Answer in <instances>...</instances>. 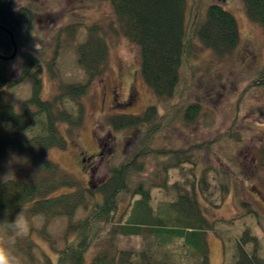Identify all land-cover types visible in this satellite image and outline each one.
I'll return each mask as SVG.
<instances>
[{"label":"trees","instance_id":"1","mask_svg":"<svg viewBox=\"0 0 264 264\" xmlns=\"http://www.w3.org/2000/svg\"><path fill=\"white\" fill-rule=\"evenodd\" d=\"M94 1L111 5L121 34L140 49L141 76L159 103L175 96L182 70H190L192 59L196 57V47L203 46L219 58H225L240 45L235 17L217 5L209 7L201 24L197 20L187 22L188 0ZM241 1L248 19L264 34V0ZM37 2L34 0L33 8L30 5L16 6L15 0H0V56L11 58L14 55L8 32L12 33L18 48L13 61L0 59V162L13 155L29 157L17 179L0 183L2 223L14 221L22 208L27 209L30 216L41 215L48 220L67 219L66 246L61 251H53L55 264H88L86 256L93 248L98 252L89 264H210L209 233H215L222 239L225 264H264L261 254L263 238L254 235L251 229L244 227L233 240V246L221 235L218 226L227 223L215 219L220 208L206 202L201 195L207 187L205 181L202 182L203 187L194 183L190 190L176 187L178 197L175 201L160 206L158 210L152 208L150 186L157 185L143 180L148 157L156 162L165 161L162 165L165 186L168 170L183 165L197 166L190 149L156 150L152 145L162 127L169 126L178 118L186 123L197 118L199 105L185 106L183 100L186 97L180 107L172 108L167 115H160L158 108L151 106L141 115H121L111 119L116 132L140 128H147V131L141 146L112 168L109 179L97 188H80L58 165L48 160L50 150L68 147L62 127L67 126L72 132L82 125V105L78 106V111L66 106L79 103L89 88L105 76L110 54L109 32L103 25H92L86 41L78 49V65L87 82L56 83L52 100L44 101L41 93L43 64L46 62L41 59H45L47 52H39L43 54L42 58L35 53L36 26L42 14L36 7ZM59 5L63 7L61 3ZM74 30V27L69 29L71 35ZM58 49L57 45L53 60L45 67L50 74L55 72ZM15 64L20 76L12 80ZM29 78L32 80L31 96L22 103V112L18 113L4 102L6 90L20 86ZM255 84L264 86V71L259 73ZM230 136L227 131L219 136L218 141ZM63 190L68 192L60 193ZM124 203L127 205L122 209ZM248 205H241L246 211L243 218L256 216L261 224L256 209ZM210 209L214 212L213 219L207 216ZM80 210L88 212V215L75 222ZM121 237L151 239L149 248L165 249V254L159 260L150 249L142 253L121 250L118 245ZM45 241L54 250L55 243L51 237H46ZM176 244L182 252L178 257L170 252ZM46 261L52 264L48 257Z\"/></svg>","mask_w":264,"mask_h":264},{"label":"rangeland","instance_id":"2","mask_svg":"<svg viewBox=\"0 0 264 264\" xmlns=\"http://www.w3.org/2000/svg\"><path fill=\"white\" fill-rule=\"evenodd\" d=\"M37 1L36 7L41 9L42 14L36 26L35 53L42 58L43 54L39 52H47L45 59H41L46 62L43 64L41 93L44 101L52 100L56 83L68 85L87 82L84 71L78 65V49L86 41L92 25H103L109 32L110 54L105 76L89 88L79 103L66 106L78 111V106L82 105V125L72 132L67 126L62 127L68 147L65 150H50L48 160L58 165L80 188H97L109 179L112 168L141 146L147 131V128H140L116 132L111 126V119L121 115H141L151 106H156L160 115H167L172 108L180 107L182 99L186 97L183 100L185 106L199 105L197 118L190 123L178 118L169 126L162 127L152 145L156 150L190 149L197 166L183 165L168 170L165 186L162 177L165 161L156 162L148 157L143 180L157 185L150 186L152 208L158 210L160 206L175 201L178 197L176 187L190 190L194 183L203 187L202 182L205 181L207 187L201 195L206 202L220 208L215 213V219L227 223L219 224L221 235L230 240L229 245L233 246V240L244 227L251 229L254 235L263 238L261 254L264 258V86L255 84L259 73L264 71V34L259 26L248 19L242 1L188 0V23L197 20L202 24L209 7L213 5L232 14L238 23L240 45L225 58H219L203 46L196 47V57L192 59L190 70H182L181 83L175 96L163 103L158 102L143 80L140 49L121 34L109 3L94 0ZM15 5L34 8V0H15ZM71 27L75 28L73 35L69 32ZM57 45L55 72L50 74L45 67L53 60ZM17 67L16 64L13 66L12 80L20 76ZM31 91L32 80L29 78L20 86L7 89L4 102L21 113L22 103L31 96ZM227 131L231 136L218 141L219 136ZM28 160L27 155H13L2 160L0 183L17 179ZM67 192L60 191L62 194ZM243 203L256 209L261 224L256 216L243 218L246 213L244 208L242 210ZM126 205L124 203L122 209ZM24 214L31 224V230L15 245L22 264H47L46 257L55 264L53 251H61L66 246L65 234L69 221L65 218L48 220L41 215L30 216L27 209H24ZM87 215L88 212L80 210L75 222ZM207 216L213 219V210L210 209ZM232 221L235 223L232 224ZM4 231L5 226L0 225V233ZM46 237H51L55 243L54 250L45 241ZM207 241L210 264H225L222 239L215 233H209ZM151 242V239L141 237L118 238L121 250L142 253L150 249L160 260L165 249H151ZM178 245L170 248L176 257L182 254ZM96 252L93 248L86 256L88 264ZM229 252L232 253L231 250Z\"/></svg>","mask_w":264,"mask_h":264},{"label":"clouds","instance_id":"3","mask_svg":"<svg viewBox=\"0 0 264 264\" xmlns=\"http://www.w3.org/2000/svg\"><path fill=\"white\" fill-rule=\"evenodd\" d=\"M0 225L5 226V231L0 233V264H22L15 245L19 238L26 236L31 230V224L24 214V209L22 208L14 221H5Z\"/></svg>","mask_w":264,"mask_h":264},{"label":"water","instance_id":"4","mask_svg":"<svg viewBox=\"0 0 264 264\" xmlns=\"http://www.w3.org/2000/svg\"><path fill=\"white\" fill-rule=\"evenodd\" d=\"M1 29L4 30L3 28H1ZM8 34L10 35V37L12 39V43H13V46H14V55L11 58H6V57H3V56H0V59L3 60V61H13L16 58L17 53H18V48H17V45H16V43L14 41L12 33L8 32Z\"/></svg>","mask_w":264,"mask_h":264}]
</instances>
